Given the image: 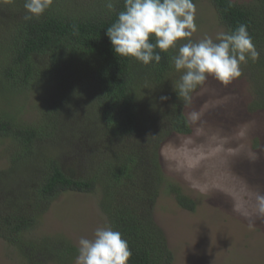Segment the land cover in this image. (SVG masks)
<instances>
[{
	"label": "trees",
	"instance_id": "obj_1",
	"mask_svg": "<svg viewBox=\"0 0 264 264\" xmlns=\"http://www.w3.org/2000/svg\"><path fill=\"white\" fill-rule=\"evenodd\" d=\"M207 1L225 31L247 25L260 57L242 66L256 88L252 108L264 110V0ZM24 2L0 0L6 9L0 13V142L10 144L0 168V240L24 264H72L77 248L69 241L30 234L60 195L94 194L104 223L128 241L126 264H172L153 219L154 203L165 189L180 208H195L163 177L159 162L164 138L191 134L183 114L187 101L169 85L176 51L161 52V61L147 66L115 56L105 31L124 0H114L112 12L105 0H53L28 21ZM33 87L51 94L39 117L27 122L15 102ZM66 154L68 162L59 157ZM82 158L95 167L84 170Z\"/></svg>",
	"mask_w": 264,
	"mask_h": 264
},
{
	"label": "rangeland",
	"instance_id": "obj_2",
	"mask_svg": "<svg viewBox=\"0 0 264 264\" xmlns=\"http://www.w3.org/2000/svg\"><path fill=\"white\" fill-rule=\"evenodd\" d=\"M77 1L84 5L89 0ZM194 4L198 30L191 39L208 36L215 40L225 28L214 8L207 0H195ZM241 70L242 75L227 86L209 78L195 89L183 104L191 134H170L161 143L163 177L195 204L194 211L184 210L161 189L152 208L153 219L173 253L172 264H264V214L259 213L256 199L264 195V110L252 108L256 88L248 67L241 65ZM181 74L173 68L169 85L175 86ZM50 94L49 89L33 87L24 101L18 99L15 105L20 106L22 119H37ZM70 145L74 152L77 147ZM8 146V142H0V168L6 164ZM54 149L59 152L60 145L54 144ZM59 157L69 161V154ZM85 160L82 158L84 170H92L94 161ZM97 202L94 194L60 195L30 236H60L77 248L81 237L91 238L95 229L105 224ZM0 264L24 262L15 249L0 240Z\"/></svg>",
	"mask_w": 264,
	"mask_h": 264
},
{
	"label": "clouds",
	"instance_id": "obj_3",
	"mask_svg": "<svg viewBox=\"0 0 264 264\" xmlns=\"http://www.w3.org/2000/svg\"><path fill=\"white\" fill-rule=\"evenodd\" d=\"M53 0H25V21L39 18ZM109 12L115 11L114 0H105ZM196 5L193 0H124V10L106 29L115 56L128 57L147 66L161 61V52L176 50L174 69L180 75L176 95L184 101L209 78L227 86L242 75L241 65L256 62V49L247 25L193 41L197 32ZM154 41V42H153ZM184 41V43H178ZM162 96L161 100H166ZM196 119V114H192ZM258 211L264 214V195H257ZM132 252L128 241L109 224L98 226L91 238L78 240L74 264H126Z\"/></svg>",
	"mask_w": 264,
	"mask_h": 264
}]
</instances>
